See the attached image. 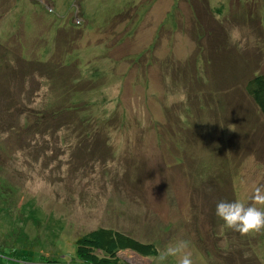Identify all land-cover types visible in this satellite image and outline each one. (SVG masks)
Here are the masks:
<instances>
[{"label": "rangeland", "instance_id": "1", "mask_svg": "<svg viewBox=\"0 0 264 264\" xmlns=\"http://www.w3.org/2000/svg\"><path fill=\"white\" fill-rule=\"evenodd\" d=\"M129 1H76L90 17L80 33L74 0H0V42L14 54L20 42L32 67L21 64L17 73L35 74L18 92L14 83L22 78L7 74L12 62H4L13 59L0 49V89L9 90L0 101V264H76L78 241L98 227L156 245L149 257L119 251L121 264H178L174 257L161 261L158 250L179 241L188 242L193 264H264V232L241 236L222 227L212 209L232 201L229 182L246 205L264 186V117L250 111L239 88L243 77L230 76L235 84L224 89L240 100L225 123L240 117L244 129L226 132L215 155L206 149L193 157L183 135L215 103L193 92L198 81L206 85L194 75L201 57L216 63L212 75L221 60L228 66L237 60L244 77L264 68V0H254V17L241 22L236 14L250 11L238 0ZM62 71L69 76L60 79ZM75 77L87 88L73 90ZM67 95L81 108L99 104L91 108L92 125L105 112L112 118L98 136L103 142L93 141L96 129L89 127L88 136L65 114L57 116ZM227 161L228 181L211 186L200 179L203 167L211 174Z\"/></svg>", "mask_w": 264, "mask_h": 264}, {"label": "trees", "instance_id": "2", "mask_svg": "<svg viewBox=\"0 0 264 264\" xmlns=\"http://www.w3.org/2000/svg\"><path fill=\"white\" fill-rule=\"evenodd\" d=\"M17 3L21 4L19 2V0H15ZM76 1L79 0H74L73 5H74V16H73V21H77V22H73L74 25H76L78 27L77 31L81 33L82 29L80 26V22H82V25H84L83 23H90V17H87L88 13L83 12L81 10V5L80 3L78 4ZM129 1V0H128ZM132 0L129 1V4ZM33 2H37V1H33ZM238 2L240 4H244L247 10H249L250 12L247 11H243L239 12L236 14L237 16V20L239 15L243 14V16L240 17V22L244 21L246 19H249V17H254L255 14V9L257 6H255L254 0H238ZM232 3V2H231ZM128 4V3H127ZM232 5V4H230ZM229 5V6H230ZM252 6L250 8H247V6ZM35 6H38L37 4H35ZM205 9H209V6L207 5V3H205L204 6ZM47 11H52L53 7L50 6V8H46ZM81 10V11H80ZM23 11V9H22ZM31 11L36 12V9H33ZM210 16L212 15L210 12L208 13ZM196 16V15H195ZM84 17V18H83ZM201 20V19H200ZM258 23V22H257ZM258 25V24H257ZM197 26V23H196ZM203 33V32H201ZM207 33V32H206ZM25 37V36H24ZM28 37V36H27ZM26 37V38H27ZM21 39V38H19ZM17 44V47L19 49V52L15 53L14 52H10L7 50L5 44L0 42V49H2L3 55H11V59H13L12 61H5L4 63L6 64V62H12V64H10V67L13 66L12 70L10 72H8L7 74L9 75H13L16 77H21L22 80L20 82H15L14 84L16 85V90H18V92H21L22 90H25L27 84L24 80V77L27 79L28 76L29 78L33 79V76L35 78V74H33L32 76H30V73L32 74L33 72H27L26 70L24 71L23 74H18L17 73V69L19 65H24L26 66L27 64L29 65L30 63H28L26 60H28L27 55L25 56V52L22 49L21 43L15 41ZM194 43H196V41H194ZM203 51V49H201ZM52 52L54 53L55 50H52ZM52 53V54H53ZM48 54V53H47ZM21 57H20V56ZM72 59H70V61H68V63L63 62V60L59 61V67H61L63 69L62 65H69L70 62H72ZM202 60L206 61V65H201ZM201 61V62H200ZM208 61V64H207ZM238 61L236 60L235 63L236 65H226L223 64L222 65V60L219 63V67L218 69H221L219 73L213 74L212 72L214 70L217 69V65L215 62L210 63V60H208V58L205 57H201V59H199V64L197 66V68L194 69V75L196 76V78H202L204 81L202 83L206 82V85L201 89L200 84L201 80L198 81L196 84H194L193 88V92H195V95H197V98L199 97H203L204 94H206L207 96V100L210 99L211 97H215V103H213L212 106L210 107H206V114L208 112V115H203L200 117L198 116L195 120L190 121V123H188L186 125L185 131L183 132L184 134V146L185 149L189 148L191 150H193V157L196 155V152L199 153H203L204 150H209L211 151V154L215 155L216 151L221 148V144H224V142H222L223 137L225 136L226 132L232 131V128H235V134L237 135L240 130L239 129H244L245 124L241 123V118L238 117L236 118V121H231L230 123H228L226 125L225 121L228 122V120H230L231 118L228 117V112H230V108L232 110V104L234 102H239L240 100L237 97V92H230L229 94L226 92V90L224 89L225 86H228V84H235L232 81L229 80L230 76L231 77H243V79H241V85H239V88L242 89V92L244 90V93H246V95L250 98L252 104L250 107V111L255 110L258 115V117H264V68L263 69H259L254 68L251 73L247 76L244 77V71L241 69V67L237 66ZM247 62V61H246ZM259 63L258 60L255 61V65H257ZM2 65L0 63V68H2ZM7 65V64H6ZM38 66L37 63L34 64V67ZM221 65V66H220ZM8 66V65H7ZM32 67L31 64L29 65V68ZM58 67V68H59ZM229 68L233 73H231V71L227 70V68ZM233 67L234 70L231 68ZM31 69V68H30ZM198 69L199 72H196L195 70ZM34 71L37 72V68H34ZM200 72H202L205 76V78L203 77H198L200 75ZM202 74V75H203ZM65 75H67V77L69 76V74H65L63 71L61 72V77H59L60 79L62 78H67L65 77ZM200 75V76H202ZM7 76V75H6ZM79 77H81L80 75H78ZM8 77V76H7ZM73 78V77H72ZM75 82L73 83V90H83V88H87V87H83V85H79V84H83L84 82L82 80L85 79H78V77H75ZM219 79V80H218ZM209 80V81H208ZM1 82V81H0ZM32 82V81H31ZM86 82V81H85ZM88 82V81H87ZM240 82V81H239ZM7 84H9V82H5L2 80V85L6 86ZM82 86L81 88H78ZM220 86V88H219ZM212 88H219L216 89V93H211V89ZM205 89V90H204ZM9 90L7 91L4 88L0 89V101H6L7 97L3 96V94H8ZM72 93V92H71ZM9 95V94H8ZM7 95V96H8ZM70 96V94H68ZM64 97V103L65 101L67 103L64 104V106L62 108H59V110L56 111L57 116H60L62 118V113L65 114L67 116V120L69 121V126H80L82 128H85L83 133L88 134V136H90V134L88 133V128L90 127V129H96V131H93V138L95 142H103L102 140H99V135H105V133L103 132V130L105 131V129H107V121L111 120L110 116L108 115L107 112H105V114L100 117L98 119V121L96 123H93L94 125H92V116H94L91 112V108L95 105H99V104H88L86 103L85 105L82 103V107L77 105V103L74 102V100L72 98H70L69 96ZM10 99V96H8ZM237 97V98H236ZM71 101L72 104H69L68 102ZM213 102V101H212ZM57 104V101H56ZM59 107V105H57ZM67 106V107H66ZM69 106V107H68ZM3 109V106H2ZM80 109H84V112L79 116L77 114V112L80 111ZM90 109V110H88ZM209 109V111H208ZM234 113V115L238 114L237 111L233 110L232 111ZM90 114V115H89ZM224 115V116H223ZM249 113H246V119L245 121H247ZM56 116V117H57ZM64 116V115H63ZM90 116V120L86 119V117L88 118ZM25 117V116H24ZM95 117V116H94ZM191 118V117H190ZM110 121V122H111ZM114 122V121H113ZM182 124L184 125V120H181ZM24 124V122H23ZM180 122L177 123V128L179 129V127H181ZM29 125V124H28ZM28 125H24L23 128H28ZM182 125V126H183ZM13 130V128H10V132ZM181 130V129H180ZM233 133V134H234ZM95 134V135H94ZM230 140V138L228 139ZM227 141V140H226ZM226 143V142H225ZM227 144V143H226ZM180 146V144H178ZM216 145V147H214ZM230 146V145H229ZM229 149V148H228ZM192 157V158H193ZM228 156H223L222 158L226 159ZM223 159V160H224ZM229 161L227 162H221V164H218L216 167L213 168L212 173L211 174H207L204 170L203 167V171L201 168V171L203 173H201V171L199 173H201V177L200 179L203 178V176L206 177V180L208 181L207 183L214 185V183L218 180L220 181H228V178L230 177V174L227 170V168L230 166ZM209 168L212 167V164L208 165ZM211 176L208 177V176ZM234 189H230V182L228 184L227 190L226 192H228V196H232V201H235V196H234V192H232ZM231 191V192H230ZM224 201H226V199H224ZM213 211H215L214 208H212ZM222 221V220H221ZM223 223V221H222ZM122 250H129L132 251L134 253H137L138 255H140L141 257H149L152 255L156 254V245L152 242V241H143L140 240L138 238H136L135 236L131 235L130 233H126V232H122L120 230H116L114 228H110V227H98L96 228L94 231H92L90 233V235L84 237L83 239H81L80 241H78L77 245H76V258H77V262L76 264H121L120 262V258L118 257V252L122 251Z\"/></svg>", "mask_w": 264, "mask_h": 264}, {"label": "clouds", "instance_id": "3", "mask_svg": "<svg viewBox=\"0 0 264 264\" xmlns=\"http://www.w3.org/2000/svg\"><path fill=\"white\" fill-rule=\"evenodd\" d=\"M251 203L245 204L240 200L220 201L216 204L215 215L223 221L222 227L239 233L241 236H253L264 232V210L257 205L264 206V186L254 188ZM187 241H179L175 245L169 244L163 251H159V259L169 257L178 258V264H193Z\"/></svg>", "mask_w": 264, "mask_h": 264}]
</instances>
